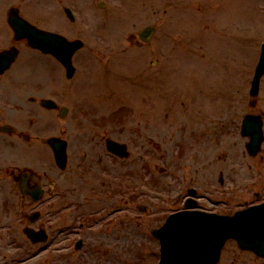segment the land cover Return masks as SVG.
Segmentation results:
<instances>
[{"label": "rangeland", "instance_id": "374dc122", "mask_svg": "<svg viewBox=\"0 0 264 264\" xmlns=\"http://www.w3.org/2000/svg\"><path fill=\"white\" fill-rule=\"evenodd\" d=\"M69 1H72L73 6L83 5L84 9L92 11L91 15L85 16L84 19L83 16L79 17L77 25L68 24L69 28H66L80 36L85 43L82 58L75 60L74 76L67 79L56 70L52 72L51 68L55 67L54 61L42 55L38 58L32 56L30 51L23 48L20 63L8 72L4 79L1 78V81L8 84L5 91L6 108L18 105L27 119L31 118V112L38 111L35 104L27 100L31 95L28 93L30 89L55 95L61 102L70 105L72 114L82 116V121L78 116H71L68 120L70 131H75L81 136L73 147L81 164L89 163V159L81 157L86 148L92 155L91 163L95 164L99 147L107 137L121 142L126 137H132L135 144L139 145V150L146 147L151 156L162 157L148 147L149 141L142 135L143 130L152 135L156 133L162 135L164 129L162 136L166 141L165 153L168 155L167 150L173 144L174 148H178L179 142L192 144L195 126L207 122L205 116L200 118L196 115L198 111L196 104L199 103L204 110L220 116L227 110V105L223 104L237 97L240 90L244 89L246 98L249 97V82L253 69L249 73L247 71L257 61L259 45L264 41V0H107L108 6L104 10L97 8L99 0ZM11 5L20 6L25 15L28 17L31 15V19L33 17L42 19L46 16V12L42 11L51 8H57L61 15L59 0H0V45L12 44V33L9 31L6 35L3 23V17L6 20ZM213 5H216L215 9H212ZM233 23L237 25L231 27ZM146 25L156 27V34L149 44L139 48L125 40L129 34ZM48 27L54 30L62 29L53 22L48 24ZM238 28L240 29L234 30ZM247 30L251 33L252 41L246 42V39L249 40L246 36ZM105 32L117 35L113 39L114 44L109 40L111 37L108 39L105 37ZM255 44L256 52L253 49ZM226 68H240L246 75L239 74L233 69L227 73ZM222 70L226 72L223 82L228 84V90L224 95L217 90L220 93L212 94L209 97L211 100L206 103L191 98L190 92L196 91L199 87L206 89V86H221L214 74ZM235 79L244 83L239 90V86L235 88L231 84ZM14 96L16 100L13 99ZM186 96L188 98H185ZM260 99L264 101V84L261 87ZM109 114H118L114 121H111V128L104 130L105 127L101 132H96L98 127L92 123L103 121ZM127 114L130 119L127 127L136 126L138 136L132 135L129 129L121 128L119 123L116 124L117 118V122L120 119L127 121ZM49 116L52 119L53 115L49 113ZM229 118L235 120L233 115H229ZM25 128H27L25 131L31 133L26 121ZM177 150L181 152L180 148ZM222 156L220 152L210 153L209 149L201 156V160L208 163L207 167L213 179L217 177V168L221 164ZM191 157L193 158V155ZM189 158L187 155L184 162L186 165L189 164ZM197 159L200 162L198 155ZM133 162L131 158L112 160L111 164L99 161L90 180L77 178L79 186L71 192L76 199L75 216L87 218L104 207L105 212L99 217L104 219L107 212L115 211L117 216L112 218L108 227L103 221L102 230L105 228L107 231L89 236L90 244L81 251V257L77 256L78 252H73L65 259L47 257L38 264L157 263L158 244L149 238L148 230L160 225L163 220L150 221L145 215L151 213L158 216L157 211L161 209L159 202L154 201L153 204L149 202L147 211L142 213L145 214L143 217L127 219L121 211L125 208L121 196L140 182L133 178L132 184L128 187L122 185L117 188L116 185L97 178V171L101 169L117 176L129 173L140 178V173L136 169L138 162ZM173 167L176 169L173 174H177L179 169L185 176L193 174V169L189 171V168L179 163ZM158 174V168L152 169V174L148 178L150 187L159 188L165 183L166 177ZM240 175L248 176L245 173ZM150 178L154 179L155 183H152ZM187 184L193 186V183ZM90 189L104 193L116 190L118 194L113 196L112 201H96L92 198ZM174 191V188L168 190L169 193ZM140 231L145 232L143 238L139 234ZM99 244L102 253L94 250ZM225 261L226 257L223 255L221 264H225Z\"/></svg>", "mask_w": 264, "mask_h": 264}, {"label": "flooded vegetation", "instance_id": "af4514ba", "mask_svg": "<svg viewBox=\"0 0 264 264\" xmlns=\"http://www.w3.org/2000/svg\"><path fill=\"white\" fill-rule=\"evenodd\" d=\"M12 133L11 137L21 142L18 138L21 134L18 133L17 137L16 131L13 130ZM10 142L18 145L15 141ZM5 143L0 133V155ZM21 169L22 165L19 163L0 162V264H15L21 258H33L31 253L37 244L27 239L23 233L26 228L33 232L45 231L47 246L57 243L63 247L69 237L67 217L56 221L66 212L67 203L70 202V195L64 193L65 187L59 181L56 183L57 188L52 187L46 173L37 176L30 171L29 177H23ZM23 184L28 187L26 194L23 192ZM36 184L43 191L39 201L31 193ZM69 246L70 242L66 247Z\"/></svg>", "mask_w": 264, "mask_h": 264}, {"label": "water", "instance_id": "95a60500", "mask_svg": "<svg viewBox=\"0 0 264 264\" xmlns=\"http://www.w3.org/2000/svg\"><path fill=\"white\" fill-rule=\"evenodd\" d=\"M42 41H43V44H41L40 39H36L34 41L33 45L42 47V49H46L47 48L46 47V40H42ZM261 69H264V55H263V59H262ZM174 219H175V217H173L172 221H170L168 224L173 222ZM180 219L182 221L186 222V224H184L185 232H189V234H200V232L203 233L206 230H208L206 228V226L208 225L209 217H207V216L199 215V214H191V215H188V217L184 216ZM211 220L213 222H215V220H217V219H211ZM214 230L218 234L220 232H222V233L226 232V235H228V234H230L232 227H229L228 225H226V223L221 219V220L217 221V224L215 225ZM169 231H171V229H169V227H168L166 229L165 228L162 229L158 233V235L162 239L163 244L165 242V239L169 238V236H168ZM208 236L203 237V239H206ZM219 239H221V237H219ZM215 244H216V238L214 237V235L211 238L206 239L205 244H204L205 245L204 250L200 254H198L197 256H193V260H191L188 264H214L216 261V257L218 255V249L215 250V254L213 255V247L215 246ZM217 245H218V239H217Z\"/></svg>", "mask_w": 264, "mask_h": 264}]
</instances>
